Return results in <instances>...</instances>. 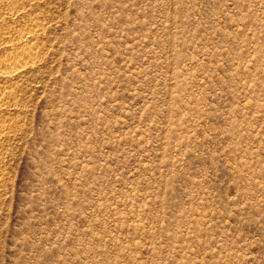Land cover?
I'll return each instance as SVG.
<instances>
[{"label":"rangeland","instance_id":"374dc122","mask_svg":"<svg viewBox=\"0 0 264 264\" xmlns=\"http://www.w3.org/2000/svg\"><path fill=\"white\" fill-rule=\"evenodd\" d=\"M0 264H264V0H0Z\"/></svg>","mask_w":264,"mask_h":264},{"label":"bare ground","instance_id":"6f19581e","mask_svg":"<svg viewBox=\"0 0 264 264\" xmlns=\"http://www.w3.org/2000/svg\"><path fill=\"white\" fill-rule=\"evenodd\" d=\"M29 53H31V52H29ZM28 55H29V54H28ZM14 58H15V57H14ZM10 59H11V58H10ZM6 62H7V61H6ZM5 65H6V64H5ZM18 67H20V65L14 67V68H12V69L5 70V71H3V73L6 74V75H11V74H13V73H16Z\"/></svg>","mask_w":264,"mask_h":264}]
</instances>
